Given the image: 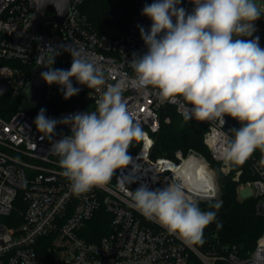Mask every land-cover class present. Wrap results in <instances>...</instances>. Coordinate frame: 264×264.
<instances>
[{
  "label": "built area",
  "instance_id": "obj_1",
  "mask_svg": "<svg viewBox=\"0 0 264 264\" xmlns=\"http://www.w3.org/2000/svg\"><path fill=\"white\" fill-rule=\"evenodd\" d=\"M86 1L71 0V17L64 27L43 26L47 30L42 27L37 34L31 21L35 0H0V218H10L11 222L0 220V264H264V233L250 251L224 243L217 235H203L202 245L190 247L141 215L131 197L118 187V178H125V186L133 192L141 185L155 190L179 184L198 204L217 202L222 194L218 176L204 156L194 152L184 156L178 151L175 160L152 157L165 107L174 106L182 118L190 108L182 98L161 102L158 90L137 89L131 84L135 78L130 65L133 54L147 51L140 27L148 31L152 23L141 14L142 9L154 0H134L137 12L128 31L118 37L95 31L81 10ZM181 5L193 3L181 0ZM254 26L256 31L247 39L259 37L264 48V14ZM38 44L47 55L56 56L49 68H70L72 58L64 46L82 50L103 71L105 85L100 90L89 89L73 78L74 87L80 91L66 100L60 85H48L42 79L44 91L38 106L22 110L38 65ZM117 82L125 86L124 103L142 135L129 146L133 150L129 164L118 169L108 185L75 196L70 192V182L61 175L60 158L51 152L53 143L71 135V125L58 123L54 135L48 138L37 130L34 120L42 108L48 118L58 121L95 111L106 86ZM67 102L79 107L68 109ZM224 119L223 126L217 120H205L208 130L204 143L220 163L221 172L229 175L231 165L223 159L222 150L225 142L234 138L231 130L241 125L231 117ZM191 157L204 161L213 176L195 180L191 170L182 171ZM254 170L261 178L241 183L239 190L261 199L257 214L264 216L263 164L258 161ZM240 176L241 172L237 173L234 180L239 182ZM101 209L112 216L111 232L97 241H86L83 233L87 223ZM15 213L19 221L13 219Z\"/></svg>",
  "mask_w": 264,
  "mask_h": 264
},
{
  "label": "clouds",
  "instance_id": "obj_2",
  "mask_svg": "<svg viewBox=\"0 0 264 264\" xmlns=\"http://www.w3.org/2000/svg\"><path fill=\"white\" fill-rule=\"evenodd\" d=\"M180 2L154 0L143 7L141 14L152 23L148 31L140 27L147 51L133 54L130 65L135 78L131 84L137 89L158 90L161 102L182 98L190 105L185 120H217L221 126L226 116L237 120L241 126L231 130L234 138L225 142L222 155L226 163L242 165L256 149L264 153V48L259 37L247 39L256 31L254 22L264 14V6L256 0H191L194 8L189 13L178 6ZM64 47L72 58L70 68L47 67L41 78L48 85H60L66 100L80 91L73 78L89 89L100 90L106 83L101 68L82 50ZM55 57L46 62L53 65ZM124 90L122 82L108 84L95 111L58 121L48 118L42 108L34 120L37 130L48 138L58 123L71 125V135L53 143L51 152L60 158L61 175L70 182L75 196L104 188L116 170L129 164V146L142 131L133 124ZM125 183V178L117 179L118 187L146 219L190 247L204 243V230L217 213L201 210L182 185L155 190L141 185L133 192ZM221 206L218 201L214 208L218 211ZM219 227L222 225L217 224Z\"/></svg>",
  "mask_w": 264,
  "mask_h": 264
},
{
  "label": "trees",
  "instance_id": "obj_3",
  "mask_svg": "<svg viewBox=\"0 0 264 264\" xmlns=\"http://www.w3.org/2000/svg\"><path fill=\"white\" fill-rule=\"evenodd\" d=\"M180 7L190 13L194 5ZM137 8L134 0H87L81 10L98 34L118 37L128 31ZM75 107L79 106L68 102L66 104L68 109ZM167 118L170 120L169 123H166ZM207 130L208 123L205 120H185L177 113L174 106L167 105L163 111L161 131L156 137L152 157L175 160L178 151L184 156H188L191 152L204 156L218 176L222 191L219 202H222V206L217 211L214 208L216 202L204 205V211H216L217 214L215 221L205 228L203 235L206 238L217 235L224 243L236 245L244 251L253 250L258 238L264 233V216L257 214V204L261 199L251 197L241 201L237 197V189L241 183L261 178L255 173L254 165L259 161L264 166V153L256 149L244 164H230L231 172L225 175L220 170V163L212 158L204 143ZM132 151L128 149V155ZM239 172H241L240 181L236 182L234 177ZM262 199L264 200V197ZM14 217L19 221L17 213L13 214V219ZM0 220L7 224L11 223L10 218H0ZM217 224L222 227L217 228ZM111 226L112 216L105 209H101L87 223L83 236L86 241H97L111 232Z\"/></svg>",
  "mask_w": 264,
  "mask_h": 264
},
{
  "label": "water",
  "instance_id": "obj_4",
  "mask_svg": "<svg viewBox=\"0 0 264 264\" xmlns=\"http://www.w3.org/2000/svg\"><path fill=\"white\" fill-rule=\"evenodd\" d=\"M70 2L71 0H35L36 10L31 17L35 33L39 34L43 26L52 24L64 27L72 13ZM50 57L44 52L43 46L38 44V65L33 71V80L27 88L26 98L21 106L22 110H33L38 106L44 91L41 73L50 67V63L46 62Z\"/></svg>",
  "mask_w": 264,
  "mask_h": 264
},
{
  "label": "bare ground",
  "instance_id": "obj_5",
  "mask_svg": "<svg viewBox=\"0 0 264 264\" xmlns=\"http://www.w3.org/2000/svg\"><path fill=\"white\" fill-rule=\"evenodd\" d=\"M191 170V174L195 177V180H199L201 178L209 179L213 176V172L210 170L208 165L195 157H191L188 162L182 167V171Z\"/></svg>",
  "mask_w": 264,
  "mask_h": 264
},
{
  "label": "rangeland",
  "instance_id": "obj_6",
  "mask_svg": "<svg viewBox=\"0 0 264 264\" xmlns=\"http://www.w3.org/2000/svg\"><path fill=\"white\" fill-rule=\"evenodd\" d=\"M256 3L258 5H260V6H264V0H256ZM46 30H47V28L46 27H43V31H46ZM169 122H170V120H169V118H167L166 119V123H169ZM239 189L240 188L238 186V189H237V197H238L239 200L243 201L246 198H251L248 193L241 192ZM212 203H210V202H201V203L198 204V206L200 207L201 210H203L204 205H206V204H212Z\"/></svg>",
  "mask_w": 264,
  "mask_h": 264
}]
</instances>
